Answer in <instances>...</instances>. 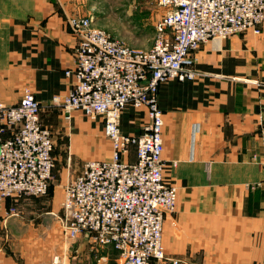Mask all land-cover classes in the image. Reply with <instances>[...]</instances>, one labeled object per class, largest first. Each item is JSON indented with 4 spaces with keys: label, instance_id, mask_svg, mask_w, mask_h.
Returning <instances> with one entry per match:
<instances>
[{
    "label": "crops",
    "instance_id": "1",
    "mask_svg": "<svg viewBox=\"0 0 264 264\" xmlns=\"http://www.w3.org/2000/svg\"><path fill=\"white\" fill-rule=\"evenodd\" d=\"M110 1L116 7V0H0V101L17 104L24 88L33 91L55 158L52 193L0 201V264H119L113 247L85 234L68 239L63 230L67 180L85 161L110 158L103 116L73 110L66 119L53 103L76 83L66 75L79 39L69 18L89 16L104 28ZM136 1L128 0L126 19L150 23L155 10L146 6L135 18ZM196 57L195 78L165 81L158 91L164 176L178 187L175 212L164 223L165 250L182 264H264V188L248 186L264 179V23L260 33L203 43ZM148 122L146 107L129 105L120 128L141 135ZM128 159L135 161V150Z\"/></svg>",
    "mask_w": 264,
    "mask_h": 264
},
{
    "label": "built area",
    "instance_id": "2",
    "mask_svg": "<svg viewBox=\"0 0 264 264\" xmlns=\"http://www.w3.org/2000/svg\"><path fill=\"white\" fill-rule=\"evenodd\" d=\"M158 1L165 12L147 49L121 42L95 26L92 17H70V30L79 39L74 66L66 75H73L76 83L68 95L53 99L66 119L73 110L103 116L112 148L110 158L85 161L81 172L67 180L61 204L64 235L75 239L85 234L97 245L113 247L119 264L183 263L167 255L163 243L178 187L164 176L160 84L195 78L200 73L196 51L203 43L250 30L260 33L264 23V0ZM129 105L148 110L141 135L120 128ZM42 109L29 87L17 104L0 101V201L48 194L54 138L41 122ZM133 150L136 159L130 161ZM248 186L264 188V179Z\"/></svg>",
    "mask_w": 264,
    "mask_h": 264
},
{
    "label": "rangeland",
    "instance_id": "3",
    "mask_svg": "<svg viewBox=\"0 0 264 264\" xmlns=\"http://www.w3.org/2000/svg\"><path fill=\"white\" fill-rule=\"evenodd\" d=\"M117 2L116 7L114 4H112V1L106 2L107 4L104 6V9H106L107 17L103 18V26L104 29L109 30V32H112L117 39L121 42L128 44L130 46H134L137 48H147L150 45H153L154 37L156 34V24L163 16L165 9L159 4L158 0H137L134 3V12H135V18H136V12H140L141 15L145 13L146 6H149L150 10H155V18L151 19L150 23H135L129 22L126 19L127 11L129 12L131 9L129 8L130 5L128 3V0H116ZM135 20V19H134ZM153 21V22H152ZM134 27H139V31L135 36L132 34L129 35V31H133ZM102 28V27H101ZM121 32L124 37H129V39H123V35H118V33ZM119 37V38H118ZM133 37V38H132ZM150 46V47H151ZM54 177V176H53ZM54 179V178H53ZM52 188H53V181H52Z\"/></svg>",
    "mask_w": 264,
    "mask_h": 264
},
{
    "label": "trees",
    "instance_id": "4",
    "mask_svg": "<svg viewBox=\"0 0 264 264\" xmlns=\"http://www.w3.org/2000/svg\"><path fill=\"white\" fill-rule=\"evenodd\" d=\"M52 190H53V188H52V181H51L50 186H49V190H48V194L52 193ZM10 199H12V198H10Z\"/></svg>",
    "mask_w": 264,
    "mask_h": 264
}]
</instances>
